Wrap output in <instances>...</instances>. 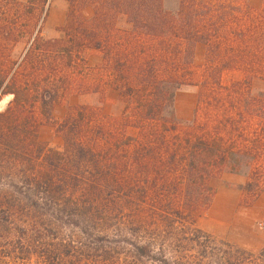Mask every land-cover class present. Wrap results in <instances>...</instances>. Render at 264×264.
I'll use <instances>...</instances> for the list:
<instances>
[{
    "label": "trees",
    "instance_id": "16d2710c",
    "mask_svg": "<svg viewBox=\"0 0 264 264\" xmlns=\"http://www.w3.org/2000/svg\"><path fill=\"white\" fill-rule=\"evenodd\" d=\"M65 1L63 37L46 41L37 34L10 70L7 85V76L0 79V99L13 96L0 117L35 108L56 126L60 91L99 76L81 66L83 54L96 52L106 87L127 100L123 121L132 122L139 137H105L86 107L57 125L74 151L86 155V182L79 171L71 185L51 176L42 184L56 200L70 197L83 213L44 214L10 243H0L2 261L81 264L74 260L81 253L88 264L97 258L110 264H264V247L248 253L196 227L212 204V182L224 175L245 179L237 187L240 207L250 208L264 192V91L253 88L255 80L264 81V0L261 11L242 14L220 0H180L175 13L164 9L163 0ZM48 2L0 0V8L7 19L19 9L43 14ZM85 9L93 11L90 20L81 15ZM198 44L207 47L204 75L192 83ZM234 70L242 80L224 84L223 73ZM185 85L198 87V98L192 120L180 123L173 101ZM167 109L171 117L156 119ZM66 225L65 238L59 230Z\"/></svg>",
    "mask_w": 264,
    "mask_h": 264
},
{
    "label": "rangeland",
    "instance_id": "374dc122",
    "mask_svg": "<svg viewBox=\"0 0 264 264\" xmlns=\"http://www.w3.org/2000/svg\"><path fill=\"white\" fill-rule=\"evenodd\" d=\"M17 1L26 4L29 0ZM179 1L163 0V7L166 11L175 13L179 7ZM220 1L239 7L237 14H242L245 10L261 11L263 7L262 0ZM68 11L69 6L65 0H49L43 14L35 10L32 14L26 15L22 9H19L14 17L7 19L4 18L0 8V79L7 76L3 87L9 81L10 70L13 72L16 69L15 64L21 61L33 37L39 34L46 41L63 37V29L68 24ZM81 15L83 19L90 20L93 17V11L85 9ZM123 23L121 18L118 25L123 26ZM31 33H33L32 37ZM241 47L243 50V45ZM206 52V46L196 45L191 69L193 70L192 83H197L204 75ZM82 57L85 63L81 66L88 67L99 76L88 82L81 78L73 82L68 89L60 91L53 110L56 126L44 122L35 108L28 109L30 112L27 114L16 115L11 112L7 117H0V243H10L31 223L45 217L44 214L61 215L58 212H52L53 210L59 209L64 215H82L83 213L80 208L72 204L70 197L56 200L55 196L48 194V190H44V184H42L46 176H51L56 182H66L71 185L73 173L78 175L79 171L80 179L86 182V155L74 151V146L69 145L71 143L69 138L66 139L60 130H57V125L62 124L69 117H74L78 109L86 107L92 112L91 118L95 122L94 125L100 127L105 137L116 136V133L135 139L139 137V129L133 127L132 122L127 124L123 121L126 118L124 114L127 100L122 99L110 87H106L107 73L101 72L104 68L101 54L87 52ZM73 75L75 73L72 77ZM242 78L243 74L234 70L224 72L222 82L227 84L240 81ZM95 83L97 90L93 86ZM86 85H89V88ZM253 88L256 92L264 91V81L255 80ZM87 89H89L88 92L85 91ZM91 90L95 91L90 92ZM197 98L198 87L193 85L182 86L175 92L173 117L176 121L184 123L192 120ZM12 99V95L1 97L0 113L8 110ZM160 117H171L169 109L158 113L156 119ZM127 125L130 127L126 129ZM78 126L79 124L76 123L75 127ZM70 138L76 141L78 136L72 135ZM78 168L79 170L76 171ZM244 181V178L232 175H224L220 181H213L212 186L215 192L212 204L197 220L196 227L217 241L257 254L264 247V192L250 208L240 207L241 193L237 187ZM50 197H53V200ZM69 228L66 225L59 230L65 238L70 235ZM52 233L54 234L50 232ZM80 241L78 246L81 247L84 241L83 239ZM77 256L74 260L78 263L88 264L84 254L80 253ZM5 262L12 264L9 260ZM0 264H5L2 258H0ZM94 264L110 263L97 258ZM112 264L127 263L120 260ZM181 264H194V262L184 260ZM205 264L214 263L205 261Z\"/></svg>",
    "mask_w": 264,
    "mask_h": 264
}]
</instances>
